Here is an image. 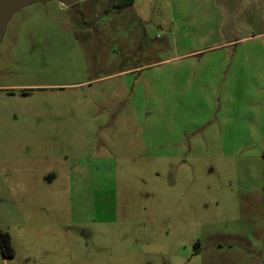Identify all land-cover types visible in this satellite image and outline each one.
I'll list each match as a JSON object with an SVG mask.
<instances>
[{
  "label": "rangeland",
  "instance_id": "374dc122",
  "mask_svg": "<svg viewBox=\"0 0 264 264\" xmlns=\"http://www.w3.org/2000/svg\"><path fill=\"white\" fill-rule=\"evenodd\" d=\"M209 1H52L8 24L0 264H264V23L217 45Z\"/></svg>",
  "mask_w": 264,
  "mask_h": 264
},
{
  "label": "crops",
  "instance_id": "0c3cea01",
  "mask_svg": "<svg viewBox=\"0 0 264 264\" xmlns=\"http://www.w3.org/2000/svg\"><path fill=\"white\" fill-rule=\"evenodd\" d=\"M202 8L208 17L205 35L211 41H218L217 45L220 46L247 39L249 36L245 32L256 26V17L264 23V0H210ZM259 35L264 36V28ZM7 87L0 84V88ZM21 170L17 173H21Z\"/></svg>",
  "mask_w": 264,
  "mask_h": 264
},
{
  "label": "water",
  "instance_id": "95a60500",
  "mask_svg": "<svg viewBox=\"0 0 264 264\" xmlns=\"http://www.w3.org/2000/svg\"><path fill=\"white\" fill-rule=\"evenodd\" d=\"M52 1H59L62 5L70 7L80 0H0V44L5 39L8 24L22 9L35 4L47 5Z\"/></svg>",
  "mask_w": 264,
  "mask_h": 264
},
{
  "label": "trees",
  "instance_id": "16d2710c",
  "mask_svg": "<svg viewBox=\"0 0 264 264\" xmlns=\"http://www.w3.org/2000/svg\"><path fill=\"white\" fill-rule=\"evenodd\" d=\"M123 4H133L134 0H122ZM11 235L7 230L0 229V249L5 257H13L15 248L11 242Z\"/></svg>",
  "mask_w": 264,
  "mask_h": 264
},
{
  "label": "flooded vegetation",
  "instance_id": "af4514ba",
  "mask_svg": "<svg viewBox=\"0 0 264 264\" xmlns=\"http://www.w3.org/2000/svg\"><path fill=\"white\" fill-rule=\"evenodd\" d=\"M6 35H7V33H6ZM5 38H6V36H5ZM4 40H5V39H4ZM4 40H3V41H4Z\"/></svg>",
  "mask_w": 264,
  "mask_h": 264
}]
</instances>
